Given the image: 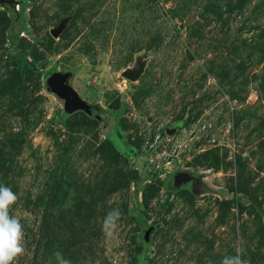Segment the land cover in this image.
<instances>
[{"label": "rangeland", "instance_id": "rangeland-1", "mask_svg": "<svg viewBox=\"0 0 264 264\" xmlns=\"http://www.w3.org/2000/svg\"><path fill=\"white\" fill-rule=\"evenodd\" d=\"M0 184L14 264H264V0L0 1Z\"/></svg>", "mask_w": 264, "mask_h": 264}, {"label": "clouds", "instance_id": "clouds-1", "mask_svg": "<svg viewBox=\"0 0 264 264\" xmlns=\"http://www.w3.org/2000/svg\"><path fill=\"white\" fill-rule=\"evenodd\" d=\"M18 195L4 184H0V264H14L24 254V225L20 219L11 214L12 206L17 202ZM120 219V211L114 209L107 214L103 229L107 235L112 234ZM242 250L234 256H225L220 264H245L241 259ZM57 264H71L70 260L63 258L60 252H55Z\"/></svg>", "mask_w": 264, "mask_h": 264}, {"label": "water", "instance_id": "water-1", "mask_svg": "<svg viewBox=\"0 0 264 264\" xmlns=\"http://www.w3.org/2000/svg\"><path fill=\"white\" fill-rule=\"evenodd\" d=\"M2 1V0H0ZM56 36L57 31L51 33ZM143 63L137 62L135 67L130 70H126L122 73V76L129 81L136 80L142 73ZM70 74L55 72L52 73L46 79V86L49 91L55 93L61 99L64 100V110L67 113H72L75 110H81L87 114H91L93 107L85 103L79 98L76 92L68 85ZM190 186L195 193L203 192L199 180L191 176L188 172L176 173L170 181V186L175 188H185ZM148 234L145 236V241L148 240Z\"/></svg>", "mask_w": 264, "mask_h": 264}, {"label": "flooded vegetation", "instance_id": "flooded-vegetation-1", "mask_svg": "<svg viewBox=\"0 0 264 264\" xmlns=\"http://www.w3.org/2000/svg\"><path fill=\"white\" fill-rule=\"evenodd\" d=\"M92 107H93V111H92V112L96 113L97 110H98L97 106H92ZM187 187H190V186L188 185V186H186L185 188H187ZM185 188H184V189H185Z\"/></svg>", "mask_w": 264, "mask_h": 264}, {"label": "trees", "instance_id": "trees-1", "mask_svg": "<svg viewBox=\"0 0 264 264\" xmlns=\"http://www.w3.org/2000/svg\"><path fill=\"white\" fill-rule=\"evenodd\" d=\"M25 67H28V65L26 64Z\"/></svg>", "mask_w": 264, "mask_h": 264}]
</instances>
